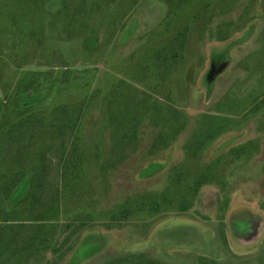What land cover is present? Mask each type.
<instances>
[{
	"label": "rangeland",
	"instance_id": "1",
	"mask_svg": "<svg viewBox=\"0 0 264 264\" xmlns=\"http://www.w3.org/2000/svg\"><path fill=\"white\" fill-rule=\"evenodd\" d=\"M186 25L183 62L160 82L153 54ZM213 46L230 52L207 95L200 80ZM263 98L264 0H0V140L26 118L42 120L10 156L0 143V264H69L74 251L78 263L95 249L78 264L139 254L264 264V101L247 113ZM74 140L76 177L68 165L60 177L43 173L48 151ZM245 143L249 157L238 155ZM17 174L23 186L33 180L31 193L35 183L49 193L33 213L31 199L12 206ZM212 174L194 195V181ZM61 223L78 235L57 255L37 247Z\"/></svg>",
	"mask_w": 264,
	"mask_h": 264
},
{
	"label": "trees",
	"instance_id": "2",
	"mask_svg": "<svg viewBox=\"0 0 264 264\" xmlns=\"http://www.w3.org/2000/svg\"><path fill=\"white\" fill-rule=\"evenodd\" d=\"M86 1L87 0H84V3ZM186 1L187 0H179V7L183 6ZM111 17L113 19L114 14ZM112 28H109V33H108L109 35L111 33ZM129 38H130V36L128 38H125L124 40H122V42H121L122 47H124L125 44L128 43ZM188 38H189V26L186 25V26L182 27L177 32V34L167 44L160 47L158 50H156L154 52L153 58H152L153 67H148V68H153L155 70L156 75L160 78V82L166 80L182 64L184 54L186 53V50H187ZM224 47L225 46H213L211 51H210L209 64H208L206 73H208V74H209V72L213 73V74H211V75H213L212 81L210 82V81L205 79L206 73L203 75V77L200 80L202 86L206 90L207 95H210L213 92L217 79L221 76V74L225 70V67L228 65L227 59L229 57L230 50H229V52H224V50H223L220 52L221 54L217 55V52L222 50ZM216 49H217V51H215ZM215 67H217V69H215ZM37 101H35V102L25 101L24 106H32ZM223 101L221 102V104H218V107L225 106V103ZM263 101H264V98L256 101L255 102L256 103L255 108L249 109L247 113H254L255 111H257L260 108V106L262 105ZM40 122L42 123L41 119L32 120L31 117H29V118H26L24 121L19 122V124H16L15 126H13L12 129H10L8 131L7 135L4 136L3 139L0 140V143L1 144L3 143V145H2L3 148H6L5 153H7V154H5L3 152L4 156L5 157L10 156V153L12 152L14 147H17L20 143H24L23 141L27 140L30 136H33L35 133V129L37 128L36 126L40 127V125H41ZM78 123H79L78 121H77V123L74 122L75 126H71V125H67V123L62 121V124L60 126V130L66 129L68 127H70V129H72V130L73 129L75 130ZM27 128H28V130H27ZM247 134H248V132L246 130H242L240 132L234 133L233 134L234 136H230L228 138V143H226L225 149H223L224 144L222 145L221 143L214 146L215 153L218 154V153L223 152L224 150L226 151V149L233 146V144L235 145V144L239 143V141H242L246 137ZM209 138L213 139L215 137L209 136ZM251 145H252L251 143H245V144L239 145V147L236 146L237 150H238V155L239 156L245 155V156L249 157L250 156L249 152L251 151V148L253 147ZM48 152H49V154L47 157L50 161L47 158L45 159V157L44 158L42 157V159H45V161L43 160V167H42L43 171H44V172L42 171L43 173L49 174V170L52 169L53 172L57 176L60 177V176H62L61 170L65 169L66 165H68L69 166L68 169H70L69 176L72 178H73V176L76 177V174L72 172V169L75 168L77 163L78 164L80 163V158L78 157V156H80V148H79V144H77V140L72 141L71 147L69 148V150H68V143L65 141L63 143H60L58 146L54 147L53 149H50ZM53 156L55 157L54 159H52ZM63 175H67V172ZM17 176H22V175L17 174L12 179V184H13L12 188H15L18 191V185H20L21 190L19 192H17V194L12 193V195H11V199H13L12 206L14 208L18 204H20L21 202L28 201V199H31L29 208L31 209V212L33 213L34 209L40 203L43 202V204H44V200H46V198H48L49 193L44 188L45 185H42L40 183H38V184L35 183V188H36V189L34 188L35 192L33 193V191H34L33 190L31 193L30 187H31V184H33V180L32 181L26 180V182H25L26 185L23 186V184H20L22 181L21 180L22 178L17 177ZM211 178H216V177H215V175L212 174V177L202 176L199 179L195 180L194 184L192 186H190V187H192V191H195L194 195H196L199 188L202 187L204 184L208 183L209 179H211ZM200 179H202V180H200ZM190 193H192V192H190V191L187 192V194H190ZM56 197H54V199H53L54 203L59 201V196L57 195ZM122 214L125 217L129 213L128 212L126 213L124 210V211H122ZM72 224L75 225L74 223H72ZM72 224L61 223L60 225H55L54 228H52V230L45 231L42 236H39V239L37 238V240H36L37 242H38V240H40V242H39L40 244L37 245V247L41 246L45 250H47V251L49 250L50 252H53L54 255H57L59 251L63 250L61 248L66 247V245H68L73 240L74 236H76L75 233L77 234V232H76L77 228H76V230H74ZM67 232H68V235L66 236V238L63 241H60L59 237L62 236V234L67 233ZM96 253L97 252L95 249L94 253H90L88 255L83 256L82 260H79L78 263L83 262V261L91 258ZM74 256H75V251L72 253V257H71L69 264H78V263H75V261H73ZM27 261H28V259H27ZM106 264H161V263L158 260L147 258L144 254H139L136 256L128 255V256L117 258L116 260H110V261L106 262ZM198 264H214V262H212V261L210 262L209 260L204 259V260H201V262H198Z\"/></svg>",
	"mask_w": 264,
	"mask_h": 264
},
{
	"label": "flooded vegetation",
	"instance_id": "3",
	"mask_svg": "<svg viewBox=\"0 0 264 264\" xmlns=\"http://www.w3.org/2000/svg\"><path fill=\"white\" fill-rule=\"evenodd\" d=\"M247 215H248V213H247ZM246 215V216H247ZM233 220V222L234 221H238L239 222V224H236L235 226L236 227H239V226H241V225H243V224H246L247 225V223H248V221L249 220H252L251 218H250V216L249 217H244V218H241V217H237V219H232ZM248 220V221H247ZM250 222H254V221H250Z\"/></svg>",
	"mask_w": 264,
	"mask_h": 264
},
{
	"label": "water",
	"instance_id": "4",
	"mask_svg": "<svg viewBox=\"0 0 264 264\" xmlns=\"http://www.w3.org/2000/svg\"><path fill=\"white\" fill-rule=\"evenodd\" d=\"M255 229H256V228L254 227L253 231H251V232L249 233V237L254 236V233L256 232Z\"/></svg>",
	"mask_w": 264,
	"mask_h": 264
}]
</instances>
